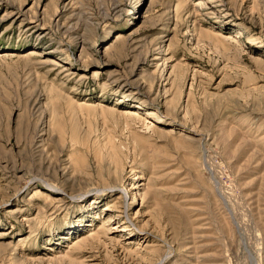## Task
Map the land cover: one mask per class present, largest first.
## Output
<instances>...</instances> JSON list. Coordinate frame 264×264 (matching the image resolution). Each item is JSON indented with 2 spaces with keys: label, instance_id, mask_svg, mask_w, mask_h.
I'll return each instance as SVG.
<instances>
[{
  "label": "rangeland",
  "instance_id": "rangeland-1",
  "mask_svg": "<svg viewBox=\"0 0 264 264\" xmlns=\"http://www.w3.org/2000/svg\"><path fill=\"white\" fill-rule=\"evenodd\" d=\"M198 4L0 0V264H264V0Z\"/></svg>",
  "mask_w": 264,
  "mask_h": 264
},
{
  "label": "bare ground",
  "instance_id": "bare-ground-1",
  "mask_svg": "<svg viewBox=\"0 0 264 264\" xmlns=\"http://www.w3.org/2000/svg\"><path fill=\"white\" fill-rule=\"evenodd\" d=\"M198 5H203V0H199V4ZM30 55L36 56V57H40V54H38L36 51H31ZM53 63H55L53 61Z\"/></svg>",
  "mask_w": 264,
  "mask_h": 264
}]
</instances>
